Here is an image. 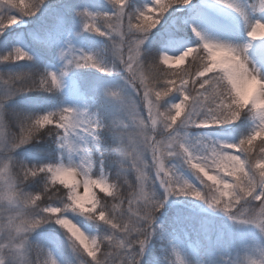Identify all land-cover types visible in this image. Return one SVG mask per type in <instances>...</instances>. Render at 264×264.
<instances>
[{
    "label": "clouds",
    "instance_id": "clouds-1",
    "mask_svg": "<svg viewBox=\"0 0 264 264\" xmlns=\"http://www.w3.org/2000/svg\"><path fill=\"white\" fill-rule=\"evenodd\" d=\"M42 3L29 0L23 6L27 15H34ZM108 3L111 12L84 9L78 13L83 30L104 37L107 43L96 51L77 54L73 50L75 62L60 52L64 59L61 75L72 65L121 77L124 87L109 84L102 89L116 104L107 121L87 108L58 106L42 113L13 112V127L7 102L22 92L58 90L60 80L57 73L46 70L43 73L51 75L52 84L23 86L33 78L30 70L0 71V264H58L50 250L30 240V234L47 223H55L64 231L70 249L80 257L78 264H140L155 231L156 214L169 196L198 199L234 221L253 225L264 236V74L248 55L251 41H264V20H249L247 9L238 0H225L222 4L244 20L248 42L208 38L193 28L198 43L178 54H146L142 46L149 32L168 9L182 5L181 0H155L154 7L149 6L151 2L136 8L130 7V0ZM21 7L17 0L11 5L0 0V9ZM251 8L264 12V0ZM125 9L130 19L122 31L116 17ZM85 11L93 14V23L87 28L83 26L87 17L81 15ZM16 17L0 14V24L5 20L14 24ZM131 18L136 19V26ZM189 57L188 68L173 70ZM23 59L30 57L19 58ZM192 68L195 78L190 82L184 79V72ZM172 93L179 99L166 102ZM242 114L250 118L251 128L234 141L190 132L234 123ZM104 130L114 140L110 151L100 149L99 133ZM51 137L67 154L66 159L29 163L14 155L22 146ZM89 144L99 153L98 170ZM109 158L114 172L104 167ZM181 167L192 177L211 182L208 184L213 186L214 195L210 197L207 189L202 191L179 170ZM162 175L178 178L171 191H166ZM37 179L39 186L29 188ZM157 184L163 197L156 191ZM193 189L200 194L191 195ZM68 213L101 223L107 231L89 234ZM140 241L144 243L140 245ZM166 260L167 264H187L175 246ZM224 264H264V245L247 246L235 258H224Z\"/></svg>",
    "mask_w": 264,
    "mask_h": 264
},
{
    "label": "rangeland",
    "instance_id": "rangeland-1",
    "mask_svg": "<svg viewBox=\"0 0 264 264\" xmlns=\"http://www.w3.org/2000/svg\"><path fill=\"white\" fill-rule=\"evenodd\" d=\"M215 1L218 0H189L186 5H176L168 9L161 16L160 22L149 32L142 46L145 52L151 54L164 51L169 54H178L185 47L199 42L192 31L193 28L208 38L233 43L239 37L240 39L248 38L246 31L235 28L233 23L228 21L230 15L226 17V14L215 6ZM19 2L20 0H17V3ZM151 2L152 0H130V7H142L143 4ZM238 2L247 9L249 20H264V12H261L259 8L256 10L251 8V5L258 4L259 0H238ZM84 9L91 12H111L113 10L108 0H74L68 3L62 14L51 22H47L38 29L32 28L26 33H21L15 29L24 24L19 9H0V14L6 13L18 17L17 23L0 31V48L3 50V55L11 52L15 47L21 48L24 52L36 50L37 54L44 59L41 72L49 70L57 73L60 86L56 91L61 93L62 97L53 108L58 106L87 108L96 112L102 119L108 120L116 111V104L104 96L102 89L109 84L124 87L118 74H102L91 67L77 68L72 65L67 66L63 75L60 74L61 68L64 67V59L60 56L61 51L71 46L72 50L79 54L81 50L96 51L102 44L107 43L104 37L83 30L82 18L78 13ZM234 18L238 19L237 15ZM239 21L244 22L241 17ZM5 24L7 25V20ZM248 55L260 73L264 74V41H252ZM189 59L191 60V57L187 60ZM9 62L12 61H0V70L7 72L8 67L5 65ZM178 99L179 95L172 93L166 102H175ZM144 115H147L146 111ZM250 128V118L247 114H242L240 119L234 123L208 128H193L190 132L193 135L201 134L213 139L234 141ZM99 135L101 138H107L109 143L112 142L108 131L104 130ZM89 146L98 170L99 153L94 145L89 144ZM56 148L59 152L56 160L66 159L67 154L62 152L57 145ZM17 158L22 159V156H17ZM73 159L77 157L73 155ZM179 170L192 179L198 187H203L186 168L181 167ZM152 178L153 180L155 178L154 171ZM34 183L39 185V180L37 179ZM156 191L163 197V191L158 184ZM68 215L85 232L97 233L91 224L82 220L77 214L68 213ZM153 227L155 231L150 238V244L145 247L143 253L147 260L152 258L150 264H167L166 257L173 246L180 250L187 264H224V258L229 260L235 258L244 252L247 246L264 245V236L253 225L234 221L223 212L212 209L204 202L190 196H169L156 214ZM41 245L51 251L58 264L78 262L73 259L64 260L61 252L52 245L50 240ZM33 255L35 257V254Z\"/></svg>",
    "mask_w": 264,
    "mask_h": 264
},
{
    "label": "trees",
    "instance_id": "trees-1",
    "mask_svg": "<svg viewBox=\"0 0 264 264\" xmlns=\"http://www.w3.org/2000/svg\"><path fill=\"white\" fill-rule=\"evenodd\" d=\"M74 0H43V3L40 5L38 11L35 12L34 15H24L21 14L22 19L24 20V24L20 27H16L17 31L21 33H26L29 29H38L41 26L46 25L47 22H51L53 19L57 18V16L61 15L65 6ZM29 0H24V4H28ZM0 56H3V50L0 48ZM30 59H23L18 60L15 62H9L7 65L8 71H22V70H30L32 75L35 79H39V73L41 72L42 65L44 63V59L37 54L36 50H27L26 52ZM146 54H148L146 52ZM191 63V60H187L183 65H180V68L173 69L174 71H179L181 68H188V65ZM1 65V64H0ZM4 66V65H3ZM192 73H195V68L190 69ZM1 71V70H0ZM173 78L174 77H170ZM82 83V81L80 82ZM31 80H27L24 82L23 86H30ZM16 86L20 87V81L16 82ZM61 93H58L56 90L51 92L46 90H31L27 92H22L14 97H12L6 104V109L8 111V120L12 123L14 127L12 113L17 111H24V112H33V113H42L43 111L48 110L49 108H53L56 103L61 101ZM107 121L106 119H104ZM238 123V122H237ZM236 123V124H237ZM235 124V125H236ZM107 132V130H105ZM109 133V132H108ZM111 143L108 142L107 138H101L100 145L102 151H110L114 140L111 134L109 133ZM108 137V138H109ZM58 150L56 148L55 137L51 138H44L41 139L39 142H32L21 148H18L15 151V155L22 156V159L29 163H40V162H55L56 157L58 155ZM104 167L112 172L115 171V166L111 163L110 158L105 159ZM129 179L134 183V176L130 175ZM39 185L37 183L31 182L28 187L31 189H36ZM127 189L125 190V207L127 206ZM103 195L102 193H98ZM78 215V214H77ZM82 220L91 224L97 233H102L107 231L106 226L101 223H96L89 221L83 216L78 215ZM194 228H196L194 226ZM30 240L37 244H43L45 241H52V245L58 249L61 254L62 258L66 261L70 259L78 261L80 257L78 254L74 253L70 247L69 243L66 239L64 231L58 227L55 223H47L37 230L33 231L30 234ZM150 244V240L146 243V246ZM145 246V247H146ZM138 248V246H137ZM144 253V251H143ZM142 253L140 264H150L151 259L147 260ZM78 264V262L74 263Z\"/></svg>",
    "mask_w": 264,
    "mask_h": 264
},
{
    "label": "snow or ice",
    "instance_id": "snow-or-ice-1",
    "mask_svg": "<svg viewBox=\"0 0 264 264\" xmlns=\"http://www.w3.org/2000/svg\"><path fill=\"white\" fill-rule=\"evenodd\" d=\"M4 2H7L9 3L10 5L12 4V0H4ZM173 2H175V0H173ZM219 3H224L225 0H218ZM20 3L21 5H24V0H20ZM189 3V0H187V3H184V0H181V4L182 5H186ZM149 6H152L154 7L155 6V0H152V4H150ZM19 11L21 13H23L24 15H27L29 14L28 11H27V8L22 6ZM81 15L87 17L83 23V26L85 28L89 27L92 23H93V20H92V16L93 14L91 13H88L87 11L85 12H82ZM99 15L103 16L104 13H100ZM125 18H126V23H125ZM116 19H118L119 23H120V27H121V30H126L127 27H128V24H129V19L130 17L127 15V10L125 9V13L124 14H121L119 15L118 17H116ZM18 22V17L15 18V23ZM112 21H109V23H111ZM264 22V21H262ZM131 23L133 26H136L137 24V21L135 18H131ZM141 24H143V21L140 22ZM13 22L11 20H7V25L5 24V22L3 24H0V31H2L4 28L12 25ZM150 26V25H149ZM126 50V51H125ZM124 52H125V55L127 54V44H125L124 46ZM67 54L71 59H70V62H75L76 60V54L75 52L72 50L71 46H69L68 49L64 50L61 52V55H65ZM27 53L24 52L22 49L20 48H15L13 49L8 55H4V56H0V60L2 61H7L9 60L10 58L11 59H14V60H19L20 57L22 56H26ZM177 63H179V61H177ZM17 76H20L21 74L17 73L16 74ZM195 78V74L192 73V71L189 69L187 71L184 72V79L185 80H188V81H192L193 79ZM53 81H52V78H51V75L48 74V75H45L44 73H39V79H35L34 77L31 79V85L30 86H38V87H46L50 84H52ZM197 87H199V85H197ZM196 179L198 180H201L202 182V188L201 190L203 191L204 189H207L208 190V195L211 197L214 195V192H213V186L208 184L207 181H203V178L202 177H195ZM162 180L163 182L165 183V186H166V191H171L172 190V187L171 185H173L177 180L178 178L173 176L171 178H166V177H163L162 175ZM153 182H155V178L153 180ZM200 193L195 191V189L192 190L191 192V195L193 196H196V195H199ZM212 203H215V200H211ZM144 242L143 241H140L139 244L142 245Z\"/></svg>",
    "mask_w": 264,
    "mask_h": 264
},
{
    "label": "bare ground",
    "instance_id": "bare-ground-1",
    "mask_svg": "<svg viewBox=\"0 0 264 264\" xmlns=\"http://www.w3.org/2000/svg\"><path fill=\"white\" fill-rule=\"evenodd\" d=\"M215 2H216L215 6L219 7V10L223 11L226 14V17H227V15H230V16H228V18H229L228 21L231 22V24L233 23V26H235V28H240V30H242L243 32L247 30L245 23L239 21L240 16L235 11H233L232 9H228L227 7H225L222 3H219L218 1H215ZM231 14H233V15H231ZM235 15H237L238 19L234 18ZM226 17H225V20L227 19ZM245 38L243 37V39H240V37H239V39L237 38V41H235L234 43L248 42V38H246V39ZM251 45H252V41L250 42V47H251Z\"/></svg>",
    "mask_w": 264,
    "mask_h": 264
}]
</instances>
